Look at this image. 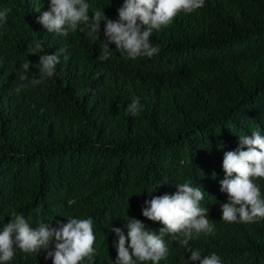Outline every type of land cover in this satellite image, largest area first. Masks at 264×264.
Masks as SVG:
<instances>
[{
	"label": "trees",
	"instance_id": "1",
	"mask_svg": "<svg viewBox=\"0 0 264 264\" xmlns=\"http://www.w3.org/2000/svg\"><path fill=\"white\" fill-rule=\"evenodd\" d=\"M90 14L117 18L123 0H86ZM9 9L0 23V230L12 211L35 228L58 227L68 216L93 219L96 255L92 264L115 260L118 236L132 217L157 231L142 215L151 195H171L187 180L202 187L214 233H201L188 250L170 236L169 256L159 264H185L189 250L215 252L221 264H264V218L252 223L221 219L227 202L219 181L223 153L236 150L239 136L264 135V0H205L191 14L179 13L150 37L158 54L136 59L115 51L101 61L100 39L74 31L49 33L37 21L49 0H0ZM39 8V11L36 9ZM60 48L55 75L15 91L31 62L39 78V54ZM40 53V54H44ZM67 56V59L64 57ZM139 98L137 116L127 106ZM264 195V179H256ZM158 183L157 191L149 194ZM39 209V213H37ZM6 264H52L45 252L16 250ZM81 264H89L85 259ZM151 264V261L145 262ZM188 264L199 261L188 260Z\"/></svg>",
	"mask_w": 264,
	"mask_h": 264
},
{
	"label": "clouds",
	"instance_id": "2",
	"mask_svg": "<svg viewBox=\"0 0 264 264\" xmlns=\"http://www.w3.org/2000/svg\"><path fill=\"white\" fill-rule=\"evenodd\" d=\"M205 0H123L117 8V18H108L103 10L90 14L91 5L86 0H49V8L37 17L49 33L67 37L69 33L79 31L90 40H101V21L103 36L98 59L105 61L115 51L136 59L149 57L160 51L159 45H153L150 37L153 31L169 26L181 12L191 14L204 6ZM39 11V8L36 9ZM9 9L0 10V23L7 21ZM28 54H39V78L29 79V60L21 65L22 72L15 91L35 87L55 75L60 55L66 51L60 48L52 54L44 53L43 42L33 40L28 44ZM44 53V54H40ZM67 59V56L64 57ZM142 110L139 98H134L127 106V113L137 116ZM222 169L224 178L219 181L220 191L227 194V202L220 204L221 219L225 222L252 223L264 218V195L256 179H264V135L252 131L251 135L239 136L236 150L223 153ZM176 191L169 195H151L144 201L142 215L148 220L163 225L158 232L146 228L144 222L130 217L125 224L127 233L120 227L111 228L118 236L116 258L109 264H159L169 256L168 243L164 239L170 236L173 241L188 250L189 241L198 238L201 233H214V225L209 219V209L201 206L204 199L202 187L192 186L187 180L175 185ZM158 183L152 186L149 194L157 191ZM39 213V209L36 210ZM11 219L0 230V264H6L14 258L16 250L38 255L45 252V259L51 258L52 264H81L85 259L92 264L97 254L93 247L95 235L93 219L68 216L66 222L58 221V227L41 222L33 228L26 218L12 211ZM188 260L199 264H221V258L215 253L201 255L200 250H189Z\"/></svg>",
	"mask_w": 264,
	"mask_h": 264
}]
</instances>
